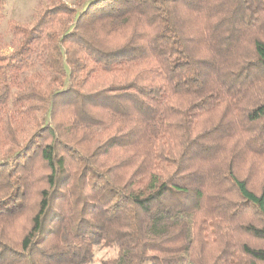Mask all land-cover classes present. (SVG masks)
<instances>
[{
  "label": "trees",
  "instance_id": "16d2710c",
  "mask_svg": "<svg viewBox=\"0 0 264 264\" xmlns=\"http://www.w3.org/2000/svg\"><path fill=\"white\" fill-rule=\"evenodd\" d=\"M47 2L0 56V264H264L237 173L264 156V0H217L211 49L179 17L203 0Z\"/></svg>",
  "mask_w": 264,
  "mask_h": 264
},
{
  "label": "rangeland",
  "instance_id": "374dc122",
  "mask_svg": "<svg viewBox=\"0 0 264 264\" xmlns=\"http://www.w3.org/2000/svg\"><path fill=\"white\" fill-rule=\"evenodd\" d=\"M68 6L74 8L77 12H81L87 5V0H62ZM206 2V9L202 11H194L189 8H181L179 17L183 22V30L186 38L188 40H192L196 42V46H200L203 43L208 44L209 49H211L210 35L212 32V24L209 25V29L207 30V25L210 23V20L213 15L212 7L216 6L217 0L214 3V0H203ZM47 0H7L5 5L4 19L0 24V56H9L13 52V43H14V35L10 30L12 25H27L31 26L34 24L37 16L40 14L42 10L47 6ZM214 3V4H213ZM217 16V15H216ZM63 17V16H62ZM211 17V18H210ZM64 18V17H63ZM215 22V20H213ZM204 28L206 30H204ZM200 30V32L197 30ZM199 35H203L206 38V42H204ZM206 51V49H204ZM204 51V52H205ZM206 53H209L207 50ZM225 113V112H224ZM127 160L125 156H117L115 159H111L110 162H115L118 160ZM107 160H110L109 157ZM229 160V159H228ZM119 161V162H120ZM221 161H223L221 159ZM72 166H76L73 164ZM238 176L241 179H246L250 188L260 194L262 191V187L264 185V156L259 157L255 155H247L245 159H243L238 167H237ZM225 188H230L229 185L225 186ZM229 198L234 199L237 198V194L234 191L228 189ZM32 203L35 202L34 196L32 197ZM60 207L65 208V203L60 205ZM251 219L253 222L257 224H262L260 218L255 217L254 214L246 216ZM27 221V218H24L22 224ZM17 223L15 230L21 226H18ZM243 240V239H242ZM245 241H247L254 248H262L264 249V242L259 240H254L245 237ZM197 248V247H196ZM214 251V249L209 245L207 247V252ZM95 255L93 261L90 264H101L103 260L113 259L117 255V250L113 248H95Z\"/></svg>",
  "mask_w": 264,
  "mask_h": 264
}]
</instances>
